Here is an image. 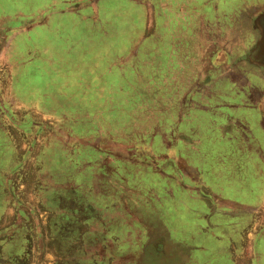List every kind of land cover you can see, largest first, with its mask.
<instances>
[{
	"label": "rangeland",
	"instance_id": "374dc122",
	"mask_svg": "<svg viewBox=\"0 0 264 264\" xmlns=\"http://www.w3.org/2000/svg\"><path fill=\"white\" fill-rule=\"evenodd\" d=\"M263 12L264 0H0V264H264L256 154L240 179L253 191L233 194L224 221L181 192L162 216L152 193L161 165L212 179L235 132L224 113L264 105L247 54Z\"/></svg>",
	"mask_w": 264,
	"mask_h": 264
},
{
	"label": "crops",
	"instance_id": "0c3cea01",
	"mask_svg": "<svg viewBox=\"0 0 264 264\" xmlns=\"http://www.w3.org/2000/svg\"><path fill=\"white\" fill-rule=\"evenodd\" d=\"M243 71L245 72L247 69H243ZM260 84L263 85L261 81L259 85ZM259 96L263 95H258L256 99L260 98ZM252 98L254 99L255 97ZM238 109L243 110L240 111ZM245 111L246 113H244ZM224 114L227 115L229 122H233L231 128L235 132L234 134L230 132L229 134L223 135L222 142H224L227 147L228 145H233L234 140L237 141L234 145L236 150L226 151L227 149L223 148L222 142L219 146L217 145V147L222 150L214 157L216 166L212 179H210L209 170L203 171L198 168V170L194 171L193 169H187L185 165L181 171L174 167L169 169L170 166L165 168L162 167V165L155 170V173L158 174L161 181L157 183L159 186L156 187V190H152V193L157 199L156 203L154 202L155 209L158 210L162 216L164 213L162 210L166 208L165 203L170 198H175L176 192H181L184 193L183 203H186L185 200L187 197L190 206L199 205L197 209L193 207L198 215L202 213L203 210L199 209L204 205L207 209L206 218L218 221L221 215V220L224 221L226 220L222 219L224 212L227 213L230 208H233L236 203L238 204L240 202L234 198L233 194L237 192L238 189L242 190L241 193L253 191L251 188L253 185L252 181L244 182L242 180L240 181V179H248L254 176L252 174L255 172V170H253V163L257 157L264 161V141L259 140L258 142V139L254 136V130L257 128L262 131L261 136H264V105L261 106L260 103L257 105L255 101L252 105L246 104V107L242 106L240 108L239 104H236V107L231 106L229 112ZM256 142H258L257 146ZM239 152L242 154H238ZM205 153L202 154V156L199 155L204 159H202L203 161L208 158ZM237 154L243 156L239 157ZM235 155H237L238 158H235ZM250 169H252L251 174ZM229 173L233 178V180L232 178L230 179L231 186H229V183L221 184L220 179L222 177L220 175L226 178ZM256 174L257 176L264 177V171L257 172ZM186 193L188 194L187 196ZM189 197L190 200L188 199ZM245 203L248 204L249 201L247 200L244 204ZM158 207L160 209H158ZM179 234L181 235V231H179ZM181 236H183V239L185 238L184 234Z\"/></svg>",
	"mask_w": 264,
	"mask_h": 264
},
{
	"label": "flooded vegetation",
	"instance_id": "af4514ba",
	"mask_svg": "<svg viewBox=\"0 0 264 264\" xmlns=\"http://www.w3.org/2000/svg\"><path fill=\"white\" fill-rule=\"evenodd\" d=\"M256 27H257L256 30L258 31L259 36H261V32H262L261 25L260 24H257ZM254 46L255 45H253L251 47V49L248 51V53H247L248 54V62L251 65H254L255 67L264 68V52L263 51H260V52L252 53V49H253ZM260 78L262 79V77H260ZM1 110L4 111V108L2 107ZM157 246H159V244H157Z\"/></svg>",
	"mask_w": 264,
	"mask_h": 264
},
{
	"label": "water",
	"instance_id": "95a60500",
	"mask_svg": "<svg viewBox=\"0 0 264 264\" xmlns=\"http://www.w3.org/2000/svg\"><path fill=\"white\" fill-rule=\"evenodd\" d=\"M255 23L256 25L257 24L261 25L262 32L260 38L258 39L257 43L252 49V53L260 52V51L264 52V12L258 15V17L255 19Z\"/></svg>",
	"mask_w": 264,
	"mask_h": 264
}]
</instances>
